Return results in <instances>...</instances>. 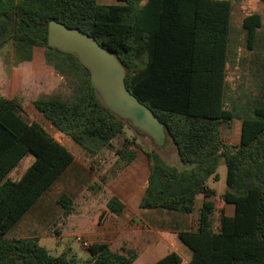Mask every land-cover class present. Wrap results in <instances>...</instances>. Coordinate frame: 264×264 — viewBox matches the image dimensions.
Returning a JSON list of instances; mask_svg holds the SVG:
<instances>
[{
	"label": "trees",
	"instance_id": "16d2710c",
	"mask_svg": "<svg viewBox=\"0 0 264 264\" xmlns=\"http://www.w3.org/2000/svg\"><path fill=\"white\" fill-rule=\"evenodd\" d=\"M0 0V48L11 43L14 63L33 59L35 48L45 49L46 62L68 82L65 97H39L34 106L81 150L93 156L112 150L123 133L124 121L110 112L92 86L89 70L71 54L48 46V24L57 21L94 37L112 51L126 69L127 89L158 116L166 143L175 146L183 168L168 165L155 152L145 151L150 176L141 208L165 209L190 215L197 196L204 200L196 230L178 237L190 249V264H264V87L251 105L227 106L226 78L231 40V0ZM262 28L258 13L242 22L246 45L254 50ZM18 99L0 96V264H132L136 252L113 251L93 244L90 257L80 262L69 250L58 256L37 237L8 238L22 215L71 164L73 153L39 123L26 120ZM239 113V116H237ZM241 119L240 142L224 141L222 126ZM115 156L128 164L135 156L132 140ZM93 146H90V145ZM34 162L18 180L10 172L26 155ZM227 167L226 203L233 216L221 217L212 231L214 190L221 161ZM100 181L104 184L105 177ZM98 187L97 182L89 187ZM64 218L73 212L65 194L58 198ZM107 209L120 215L125 205L110 197ZM153 264H183L170 252Z\"/></svg>",
	"mask_w": 264,
	"mask_h": 264
},
{
	"label": "crops",
	"instance_id": "0c3cea01",
	"mask_svg": "<svg viewBox=\"0 0 264 264\" xmlns=\"http://www.w3.org/2000/svg\"><path fill=\"white\" fill-rule=\"evenodd\" d=\"M231 1L233 3V0ZM229 48L230 42L228 52ZM47 121L55 130L53 134H50L42 125L41 126L53 138L60 141L70 150L69 147H71L72 139L69 141L67 135L65 137L64 133L60 132L49 120ZM79 150V154H73L74 159L71 164L11 227L7 233V237H37L40 241V231L44 228H48V225H54L61 216L64 220L67 219L66 222H71L74 211L67 218H64V209L58 203L59 196L65 194L74 201V199H78L85 192L90 191L89 187L99 180L100 175L107 173V175H111V177L104 186V189H108L111 192L110 197L116 196L121 200L125 208L120 215H115L110 212L106 206L110 199L109 196V198L103 195L96 197L97 193H91L90 197H85L83 199L85 209H79L77 214L78 218L75 222V230L81 241L87 242L89 245L107 244L113 251L122 253L132 250L137 254L132 264H153L170 252L179 254L185 245L179 239L178 233L181 231L196 230L198 223L193 221L195 219L189 218L187 214L165 209L141 208L140 204L145 195L150 176V161L145 150L136 149L134 158L128 164H123L115 155L114 159L111 157L107 160L104 159V150L93 156L85 154L81 149ZM34 160L35 157L32 154L26 155L10 172L9 177L12 180L20 179ZM93 161H95V164H93ZM105 162L106 164H104ZM219 180L220 175L217 181ZM225 192L226 191H222V194L218 198L222 201L220 209H217L215 206V210L211 217V228L215 233L220 230L222 215L233 216L235 214V206L226 203L223 199ZM200 195L203 194H199L198 196ZM212 200L214 201V199ZM99 201H103L104 203L102 209L97 211L95 208V210H93L94 208L92 206L96 205ZM216 212L219 213V219L214 222L213 218ZM192 226H194V228ZM8 234L10 236H8ZM61 237L63 238L66 236ZM85 251L88 256L86 258L87 260L90 254L87 249H85ZM183 264H190V262L186 261L184 263L183 261Z\"/></svg>",
	"mask_w": 264,
	"mask_h": 264
},
{
	"label": "rangeland",
	"instance_id": "374dc122",
	"mask_svg": "<svg viewBox=\"0 0 264 264\" xmlns=\"http://www.w3.org/2000/svg\"><path fill=\"white\" fill-rule=\"evenodd\" d=\"M98 2L100 4L118 3L117 0H98ZM252 13L261 15L263 26L259 31L255 49L249 50L246 45L242 22L247 15ZM231 25L232 34L226 78L227 106L230 107L232 104L240 105L245 103L251 105L254 101L253 99L262 94L261 92L264 87V0H233ZM69 92L68 82L57 75L54 68L46 62L44 48H35L33 59L19 65L14 63V52L11 43H7L0 48V96L18 99L22 105L21 114L26 120L39 123L50 134H53L55 131L54 128H52L50 126L51 124L38 112L33 103L39 97L50 95L65 97ZM237 116H239V113ZM241 124V119L239 118L229 123H224L221 131L226 143L237 145L240 142ZM64 136L66 137V135ZM67 137L70 141L71 138L69 136ZM129 140L135 143L134 148L155 152L161 156L168 165L183 168V164L178 158L173 143L167 142L164 146L158 147L152 139L140 133L128 123H125L123 133L113 139L112 150L110 151L104 148V159L107 160L110 157L114 159L116 150L129 146ZM90 146L93 145L91 144ZM78 147L79 146L71 140V147L69 148L74 155L80 153L79 149L81 148ZM94 162L95 161H93V164H95ZM104 164H106V162ZM218 173L220 175V180L217 181L211 178L208 181V186L214 190L215 196L212 195V199H214L217 209H220L222 201L218 198L222 194V191H226L227 189V168L224 160H222L219 165ZM102 176L106 178L104 184L100 181ZM110 177L111 175H107V173L100 175L97 183L102 189L96 187L95 190L87 191L78 199L72 200L74 215L71 218V222H66L67 219L64 220L61 216L54 225H48V228L42 229L39 233V244L46 247L54 256H58L64 251L69 250L80 262H85L88 257L85 251L87 248L78 240V233L75 230V222L78 218L77 214L79 209H85L83 199L85 197H90L91 193H97L96 197L103 195L109 198L111 196V192L108 189H104ZM203 200V195L197 197L196 209L193 214L189 215V218L195 219L193 221H198L199 210L202 207ZM103 204V201H99L96 205L91 206L94 208L93 210L96 208L97 211H99L102 209ZM218 219L219 213L216 212L213 220L216 222ZM192 227L194 228V226ZM9 234L8 236H10ZM50 236H56L58 238ZM61 236L66 237L62 238ZM179 254L184 263L186 261L190 262L191 251L188 247L184 246Z\"/></svg>",
	"mask_w": 264,
	"mask_h": 264
},
{
	"label": "water",
	"instance_id": "95a60500",
	"mask_svg": "<svg viewBox=\"0 0 264 264\" xmlns=\"http://www.w3.org/2000/svg\"><path fill=\"white\" fill-rule=\"evenodd\" d=\"M48 46L75 55L89 70L93 88L103 105L128 121L155 145L166 144L163 123L150 107L140 102L126 87V69L116 55L80 29L57 21L48 24Z\"/></svg>",
	"mask_w": 264,
	"mask_h": 264
},
{
	"label": "built area",
	"instance_id": "2783aa9c",
	"mask_svg": "<svg viewBox=\"0 0 264 264\" xmlns=\"http://www.w3.org/2000/svg\"><path fill=\"white\" fill-rule=\"evenodd\" d=\"M78 240H79L80 242H82L80 238H78ZM82 243H83V245H84L86 248H88V247L90 246L87 242H82Z\"/></svg>",
	"mask_w": 264,
	"mask_h": 264
}]
</instances>
